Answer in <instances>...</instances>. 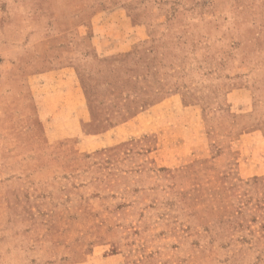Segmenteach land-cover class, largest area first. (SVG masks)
<instances>
[{
    "label": "rangeland",
    "instance_id": "374dc122",
    "mask_svg": "<svg viewBox=\"0 0 264 264\" xmlns=\"http://www.w3.org/2000/svg\"><path fill=\"white\" fill-rule=\"evenodd\" d=\"M0 264H264V0H0Z\"/></svg>",
    "mask_w": 264,
    "mask_h": 264
},
{
    "label": "crops",
    "instance_id": "0c3cea01",
    "mask_svg": "<svg viewBox=\"0 0 264 264\" xmlns=\"http://www.w3.org/2000/svg\"><path fill=\"white\" fill-rule=\"evenodd\" d=\"M99 13L97 12V13H95L93 16H92V18L91 19H93L96 15H98Z\"/></svg>",
    "mask_w": 264,
    "mask_h": 264
}]
</instances>
